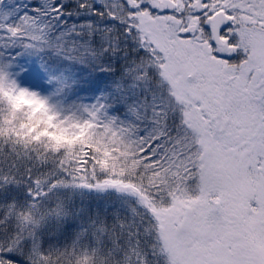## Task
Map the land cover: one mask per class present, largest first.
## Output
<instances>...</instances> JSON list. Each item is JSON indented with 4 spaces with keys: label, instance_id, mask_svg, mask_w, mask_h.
I'll return each instance as SVG.
<instances>
[{
    "label": "snow or ice",
    "instance_id": "6c2138e0",
    "mask_svg": "<svg viewBox=\"0 0 264 264\" xmlns=\"http://www.w3.org/2000/svg\"><path fill=\"white\" fill-rule=\"evenodd\" d=\"M10 3L0 264H264V0Z\"/></svg>",
    "mask_w": 264,
    "mask_h": 264
},
{
    "label": "rangeland",
    "instance_id": "374dc122",
    "mask_svg": "<svg viewBox=\"0 0 264 264\" xmlns=\"http://www.w3.org/2000/svg\"><path fill=\"white\" fill-rule=\"evenodd\" d=\"M38 2L42 3L43 0H38ZM17 4H19L21 6L30 5V0H11V3L8 6L9 7H13V6L17 5ZM87 75H88V73H85V76H87ZM91 75L94 76L92 73H91ZM103 76H104V74L101 73V75H97L96 77L103 78ZM82 95L88 96V95H91V94L90 93H82Z\"/></svg>",
    "mask_w": 264,
    "mask_h": 264
},
{
    "label": "trees",
    "instance_id": "16d2710c",
    "mask_svg": "<svg viewBox=\"0 0 264 264\" xmlns=\"http://www.w3.org/2000/svg\"><path fill=\"white\" fill-rule=\"evenodd\" d=\"M38 2V0H30V5L31 4H34V3H37ZM29 5V6H30ZM69 19V21L71 22V21H78V20H80V19H84V17L83 16H79V17H69L68 18ZM85 73H88L87 71L85 72ZM95 77L97 76V75H101V73L100 72H91ZM101 77V76H100Z\"/></svg>",
    "mask_w": 264,
    "mask_h": 264
}]
</instances>
